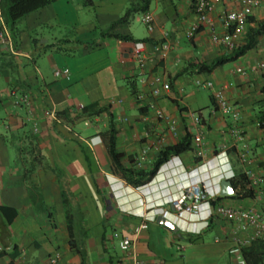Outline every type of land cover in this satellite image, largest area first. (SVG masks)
I'll use <instances>...</instances> for the list:
<instances>
[{"label":"crops","instance_id":"1","mask_svg":"<svg viewBox=\"0 0 264 264\" xmlns=\"http://www.w3.org/2000/svg\"><path fill=\"white\" fill-rule=\"evenodd\" d=\"M131 2L56 0L8 29L15 51L0 45V264H52L55 253V264H132L114 233L133 238L145 264H237L229 253L236 240L248 245L264 239V231L259 233L264 225V67H255L264 63V31L235 61L201 71L199 64L229 52L203 29L185 38L197 19L193 0H150L153 30L140 21V12L111 30L132 40L101 38L99 32L110 30ZM222 8L218 5L214 13L218 26ZM263 20L264 5L254 9L240 43ZM69 40L80 44L62 43ZM162 41L171 50L160 60L154 45ZM249 65L254 68L245 74L236 71ZM56 69H66L68 78L54 76ZM156 75L169 82V93L151 95ZM207 81L213 88L205 87ZM217 86H226L224 94L239 112L235 119L216 110L212 93ZM156 108L174 119V129L156 117ZM109 124L128 169L151 170L157 152L186 134L190 149L170 153L150 180L135 187L112 164ZM199 131L203 157L191 148ZM242 148L246 163L238 157ZM143 150L144 161H139ZM247 169L257 180L251 184L253 197L221 195V182L231 180L225 177ZM190 182L200 183L203 200L213 194L217 203L253 208L262 222L238 229L213 217L197 233L207 205L202 203L197 214H178L172 204ZM3 207L15 215L11 218ZM142 213L155 219L135 234ZM159 215L178 228L157 222Z\"/></svg>","mask_w":264,"mask_h":264},{"label":"built area","instance_id":"2","mask_svg":"<svg viewBox=\"0 0 264 264\" xmlns=\"http://www.w3.org/2000/svg\"><path fill=\"white\" fill-rule=\"evenodd\" d=\"M222 4V11L217 14L219 20V26L222 27L223 31L219 30V26L216 25L215 20V10L218 5ZM264 5V0H193V12L196 15V20L189 24L184 32L186 39L190 40L194 38L196 33L203 29L208 33L211 42L220 44L230 52L235 49L238 44H240L242 35L244 34L248 18L253 14L255 8ZM140 21L144 24L148 31L154 28V16L151 12L146 11L142 13ZM0 45L6 46L10 51H15L12 47V40L6 25L2 22L0 18ZM171 50V46L167 41H162L154 45V52L156 57L160 60L166 58L168 52ZM145 58L143 57L139 62L140 70L144 68ZM256 68H263L264 63L259 62ZM254 66L249 65L246 68H237L236 71L245 74L248 70L253 69ZM54 76L61 75L64 78H68V72L66 69H56L53 72ZM153 84L151 89V95L153 97H159L162 94L169 93L171 87L168 81L162 80L158 75L154 76L151 80ZM205 87L213 88V82H205ZM232 82H229L227 86H231ZM226 86H217L214 88L212 93L216 110L222 114H228L232 118H236L239 114L237 108L230 103L224 94V89ZM143 95L141 93H136L135 99L141 100ZM81 107V105H80ZM55 117V111L52 112ZM155 115L158 119L164 121L169 129H174V119L166 115L161 109H155ZM196 123H200L199 120ZM192 151L198 157H203V136L199 131L192 139ZM145 150L140 154L139 161H144ZM238 157L241 162H247V154L244 148L238 152ZM245 174L250 178H253L251 184L256 185L257 180L254 179L253 174L250 170H245ZM252 175V176H251ZM233 173L227 175L225 178H232ZM213 194H206V199L203 200V192L199 182H190L182 186L180 194L172 201L174 209L178 214L182 212H189L197 214L200 212L201 204L205 203L207 205V214L199 221L203 222L202 227L196 232L199 233L203 228L207 227L210 220L213 217H220L227 221L232 222L236 228L245 229L248 226L259 225L263 216L259 212H256L253 208H235L231 206H226L220 203H215L211 205L208 200H213ZM142 222L136 228L135 234H137L141 229L147 227L149 221H153L155 216H147L146 213L141 215ZM264 231V225H261L259 233ZM113 236L118 238V246L122 252L127 255H131L132 264H145L140 258L137 257L133 247L134 240L129 236H121L118 233H114ZM246 240L238 239L229 248L230 255L234 256L237 264H246L242 256V248L246 246ZM2 247H0V251ZM59 259V254L55 253L50 257V262L55 264Z\"/></svg>","mask_w":264,"mask_h":264},{"label":"trees","instance_id":"3","mask_svg":"<svg viewBox=\"0 0 264 264\" xmlns=\"http://www.w3.org/2000/svg\"><path fill=\"white\" fill-rule=\"evenodd\" d=\"M54 1L56 0H0V18L2 19V22L6 25V27L11 30L16 20L22 18L23 16L32 11L38 10L46 5H49ZM85 2L89 4L91 0H85ZM149 3L150 0H132V2L126 8L124 14L111 25L110 30H101L99 32L100 37L103 38L105 36H109L122 40H132L133 38L131 36L124 35L121 33H112L111 30L118 24L127 23L135 13L146 12L149 8ZM249 19L250 17L248 18V21ZM263 31L264 20L261 22L260 26L257 29L252 31L251 35L247 36V39L244 43L238 44V46L232 51H230L228 54L217 57L208 64H199V69L201 71L209 72L225 63L235 61L236 59L244 55L246 51L252 47L254 35L262 33ZM70 42L74 44H80V42L78 41H62V43ZM130 91L135 97L136 91L134 89L133 84H130ZM104 110H106V112L110 115V112L107 108H104ZM99 111L100 110L98 109L95 113H98ZM108 130L111 135L107 148L112 164L122 174L125 181L135 187L141 186L145 184L148 180H150L155 175L157 168L166 160L167 156L170 153H180L186 149H190L189 135L186 134V136L181 142L172 146L162 148L157 152L156 158L152 163L153 168L151 170L147 172H144L143 170H132L128 169L121 163L122 154L116 150L114 129L112 124H109ZM230 181L234 189V192L230 195V197H253L254 192L249 177L245 173H240L238 176L231 178ZM218 198L219 197H216L213 200L208 201L211 205H214ZM2 211L10 212L12 214L10 215L11 218L15 215L14 210L11 208L3 207ZM242 256L246 264H264V239L257 238L251 240L248 245L242 248Z\"/></svg>","mask_w":264,"mask_h":264},{"label":"water","instance_id":"4","mask_svg":"<svg viewBox=\"0 0 264 264\" xmlns=\"http://www.w3.org/2000/svg\"><path fill=\"white\" fill-rule=\"evenodd\" d=\"M233 192H234V189H233L231 182L229 180H223L221 182V192H220L221 195H230V194H233ZM157 222L167 226L168 228L172 230H175L178 228V226L173 221L169 220L168 218L162 215L157 216Z\"/></svg>","mask_w":264,"mask_h":264},{"label":"rangeland","instance_id":"5","mask_svg":"<svg viewBox=\"0 0 264 264\" xmlns=\"http://www.w3.org/2000/svg\"><path fill=\"white\" fill-rule=\"evenodd\" d=\"M138 15H136L135 17H137ZM134 22H136V21H134ZM134 24H137V23H134ZM140 26L143 28L144 26H142L141 24H140ZM140 28V27H139ZM203 98H204V100L205 101H207L208 100V98H207V92L206 91H203ZM88 132H91V131H88ZM69 192H70V196H71V190H69ZM72 197V196H71ZM75 212V211H74ZM1 247V246H0Z\"/></svg>","mask_w":264,"mask_h":264}]
</instances>
